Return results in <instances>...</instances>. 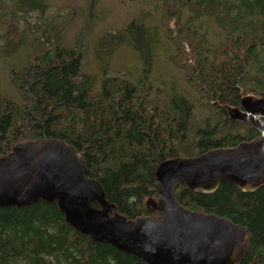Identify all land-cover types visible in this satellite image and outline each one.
<instances>
[{
    "label": "trees",
    "instance_id": "obj_1",
    "mask_svg": "<svg viewBox=\"0 0 264 264\" xmlns=\"http://www.w3.org/2000/svg\"><path fill=\"white\" fill-rule=\"evenodd\" d=\"M17 7L42 14L46 4L18 0ZM161 10L159 27L149 26L150 15L143 13L98 40L100 58L124 45L136 53L142 67L134 80L106 72L100 78L83 74V40L62 46V28L46 22L44 33L50 28L52 37L35 41L38 49L27 64L10 69L14 96L0 94V158L25 142L59 141L77 152L86 176L98 182L114 206L112 214L134 221L158 217L152 202L157 201L155 170L161 162L258 137L255 129L229 119L227 109H240L243 97L264 98V0H162ZM203 19L222 32L212 46ZM9 29L17 30L12 23ZM9 29L3 56L24 43V34L9 39ZM160 29L175 48L169 61L181 68L197 104L208 113L202 120H196L187 96L153 88L150 73ZM174 197L185 210L244 229L245 245L233 264H264V185L253 191L227 182L195 190L179 185ZM0 264L147 263L82 235L65 221L56 202L38 200L0 208Z\"/></svg>",
    "mask_w": 264,
    "mask_h": 264
},
{
    "label": "water",
    "instance_id": "obj_2",
    "mask_svg": "<svg viewBox=\"0 0 264 264\" xmlns=\"http://www.w3.org/2000/svg\"><path fill=\"white\" fill-rule=\"evenodd\" d=\"M227 115L259 136L233 148L161 162L155 170L157 201L152 202L157 218L128 221L112 214L114 206L98 182L86 176L77 152L54 140L19 144L0 158V208L54 201L74 230L147 264H233L245 245L244 229L185 210L174 197L179 185L195 190L227 182L244 191L264 185V98L243 97L240 109L230 107Z\"/></svg>",
    "mask_w": 264,
    "mask_h": 264
},
{
    "label": "rangeland",
    "instance_id": "obj_3",
    "mask_svg": "<svg viewBox=\"0 0 264 264\" xmlns=\"http://www.w3.org/2000/svg\"><path fill=\"white\" fill-rule=\"evenodd\" d=\"M46 7L41 14L38 11L18 9V0H0V94L14 96V89L9 82L11 68H19L27 64L38 49L35 41H44L53 35L50 28L45 31L46 22L61 27V44L73 46L78 39L83 40L81 71L83 74L100 78L103 72L108 76L120 75L134 80L140 73L142 64L136 53L127 45L118 47L106 58H100L97 52L98 40L105 33H116L125 27L132 19L143 13L150 15L149 26H157L161 22L162 0H43ZM16 26L15 31L9 25ZM203 28L207 32V42L214 45L221 39L222 32L214 21L203 19ZM169 25H172L170 22ZM38 27V28H36ZM9 29L8 38L17 41L24 34V43L18 46L11 56H3L5 33ZM161 30V29H160ZM49 31H51L49 34ZM159 34V46L155 47V59L150 73L155 89H173L187 96L195 105L196 120L208 116L205 109L197 104L196 93L185 81L183 71L171 61L168 56L175 53V48ZM3 36V37H2ZM37 38V39H36ZM41 38V39H40ZM39 39V40H38ZM48 46V45H45ZM99 81L95 84L98 91ZM213 185L202 187L210 189ZM240 233V232H239ZM240 236L243 238L242 232ZM245 241V240H244ZM240 245V244H239ZM244 245V242H243ZM242 245V247H243ZM218 248V246L216 247ZM242 250V248H241ZM233 257V262L238 257Z\"/></svg>",
    "mask_w": 264,
    "mask_h": 264
}]
</instances>
